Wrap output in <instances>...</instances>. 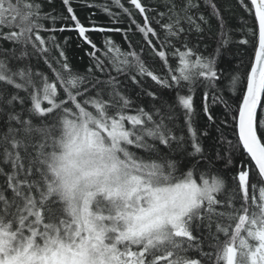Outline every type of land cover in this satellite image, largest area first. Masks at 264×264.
Returning <instances> with one entry per match:
<instances>
[{
    "label": "snow or ice",
    "instance_id": "6c2138e0",
    "mask_svg": "<svg viewBox=\"0 0 264 264\" xmlns=\"http://www.w3.org/2000/svg\"><path fill=\"white\" fill-rule=\"evenodd\" d=\"M80 3L0 0V264H264V0Z\"/></svg>",
    "mask_w": 264,
    "mask_h": 264
},
{
    "label": "trees",
    "instance_id": "16d2710c",
    "mask_svg": "<svg viewBox=\"0 0 264 264\" xmlns=\"http://www.w3.org/2000/svg\"><path fill=\"white\" fill-rule=\"evenodd\" d=\"M95 2L97 3H104V0H95ZM57 3V7L59 8V3L60 0H56ZM74 7L76 9V13L79 16V18L81 19V21L85 24L89 23V15L90 13H95L94 16H92V19L98 24V25H104V26H108L111 27L113 26L110 23L109 18L102 13L98 8L96 9H86L84 8L81 3L80 0H76V4H74ZM237 15H240L241 13L239 12L238 9H236ZM121 27H124L126 25H120ZM58 39L61 41V43L63 42L64 37H68V44L66 45V51L69 57V61L71 62V64L73 65L74 68H79L81 71L86 70V67L89 63V58L84 55V53L81 51V49L79 47H77V44L79 43L77 36L74 32H64V33H58ZM92 38L98 43L101 44L103 39L105 38V34H101V33H92ZM109 35L113 40H115L118 44L123 43V35L122 34H118V33H109L107 34ZM131 35V34H130ZM131 39L133 41V43H136L140 37L139 35H131ZM126 47V44L124 45ZM157 70H159V64L157 63L156 65ZM133 87L134 86H131ZM133 95H135V90L133 91ZM167 95V94H166ZM145 103H147V101H145ZM197 106L199 107V97H197Z\"/></svg>",
    "mask_w": 264,
    "mask_h": 264
}]
</instances>
